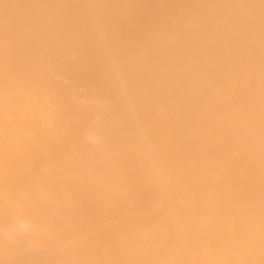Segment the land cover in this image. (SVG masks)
<instances>
[{
	"label": "bare ground",
	"instance_id": "6f19581e",
	"mask_svg": "<svg viewBox=\"0 0 264 264\" xmlns=\"http://www.w3.org/2000/svg\"><path fill=\"white\" fill-rule=\"evenodd\" d=\"M0 264H264V0H0Z\"/></svg>",
	"mask_w": 264,
	"mask_h": 264
}]
</instances>
